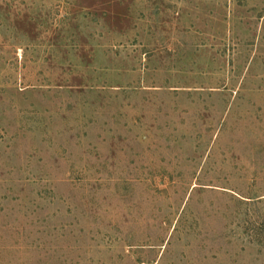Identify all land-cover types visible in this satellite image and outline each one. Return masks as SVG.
Masks as SVG:
<instances>
[{
	"label": "rangeland",
	"instance_id": "374dc122",
	"mask_svg": "<svg viewBox=\"0 0 264 264\" xmlns=\"http://www.w3.org/2000/svg\"><path fill=\"white\" fill-rule=\"evenodd\" d=\"M0 264H264V0H0Z\"/></svg>",
	"mask_w": 264,
	"mask_h": 264
}]
</instances>
